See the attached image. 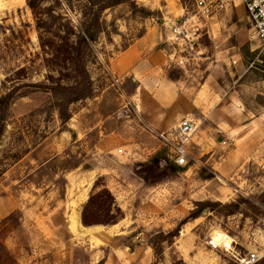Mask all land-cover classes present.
Returning a JSON list of instances; mask_svg holds the SVG:
<instances>
[{
	"label": "rangeland",
	"instance_id": "rangeland-1",
	"mask_svg": "<svg viewBox=\"0 0 264 264\" xmlns=\"http://www.w3.org/2000/svg\"><path fill=\"white\" fill-rule=\"evenodd\" d=\"M115 1L73 0L74 10L40 3L35 16L44 22L41 28L26 0H0V97L13 91L14 98L0 139V264H240L250 254L255 264H264V50L249 42L241 1L212 20L197 15L191 0L112 6ZM51 9L62 16L58 23L48 19ZM97 14L100 27L89 50L83 49L84 60L63 63L60 55L57 61L56 36L80 31L81 22L95 30L90 24ZM173 25L186 30L182 40L171 37ZM149 31L160 36L167 77L186 82L201 98L224 93L255 123L241 134L259 136L254 149L240 153L241 166L228 176L203 170V177L214 180L197 187L184 170L153 174L147 164L153 155L161 167L171 160L157 138L165 132L134 139L133 125H126L121 139L109 123L105 139L84 135V120L87 126L97 119L137 120L128 105L124 112L118 106V95L126 93L113 79L110 61ZM83 69L91 77L92 97L66 106L70 118L63 123L54 97L34 86H49V76L59 84L62 74ZM242 128L232 132L234 140ZM230 159L236 164L234 155ZM206 201L238 208L208 207L190 219ZM84 209L88 227H97L92 234L83 230ZM109 219L116 223L105 224ZM217 233L227 251L215 242Z\"/></svg>",
	"mask_w": 264,
	"mask_h": 264
},
{
	"label": "crops",
	"instance_id": "crops-1",
	"mask_svg": "<svg viewBox=\"0 0 264 264\" xmlns=\"http://www.w3.org/2000/svg\"><path fill=\"white\" fill-rule=\"evenodd\" d=\"M159 44L160 36L149 31L110 61L112 77L119 79V84L126 93L124 97L118 95L117 98L121 102L118 106L124 107L121 111L124 112L125 106L128 105L137 120L124 122L119 119L100 121L97 119L88 126V122L84 120L86 127L84 135L87 137L91 134L93 137L99 135L105 139L108 136L106 129L111 123L114 124V129L110 132L115 138L122 139L125 126L133 125L134 130L131 134L134 139L140 137L153 139L148 132H168L177 127L182 120H190L194 131L185 144V150L192 164L187 168L184 167L183 175L192 179L197 187H202L214 180L203 177V170L211 176H217L219 173L216 172L217 170L228 176L230 170H237L241 166L240 153H251L259 136H255L253 132L246 136L241 135L246 130L250 131L255 123L248 114L238 109V106L222 97L224 93L220 94L221 97L215 98L216 95L209 92L207 99L201 98L197 90L191 89L186 82L167 77L165 65L168 57L158 48ZM212 89L216 88L212 87ZM103 101L105 99H102ZM95 106L98 108V105ZM101 110L102 107L100 114ZM240 127L243 128L238 135L239 140L236 141L232 137V132ZM134 131L139 137L133 134ZM224 141L228 142L225 147L222 146ZM148 142L142 144H150ZM237 142L240 143L238 151H236ZM228 146L233 148L227 152ZM232 155L237 158L236 164L231 162ZM198 175L201 177L200 180L195 177Z\"/></svg>",
	"mask_w": 264,
	"mask_h": 264
},
{
	"label": "trees",
	"instance_id": "trees-1",
	"mask_svg": "<svg viewBox=\"0 0 264 264\" xmlns=\"http://www.w3.org/2000/svg\"><path fill=\"white\" fill-rule=\"evenodd\" d=\"M73 0H26L28 8L32 11V14L35 16L40 3L43 2H51L55 8L59 7L62 3H64L66 6L70 8V10H74V6L72 4ZM79 2H88L89 0H75ZM125 0H116L114 5H118L120 3H123ZM98 12V11H97ZM83 16V14H82ZM84 17V16H83ZM62 16L54 9H51L48 13V19L52 21L53 23H58L61 21ZM36 23L38 27H43L42 20L36 18ZM83 24L80 23V31L77 29V31H74L71 29L70 35L66 34L67 37H61L59 35L56 36V39L61 43L60 50L58 51V56L56 57L57 61L60 59V55H63V58L60 60L63 63L66 62H74L76 59V56L78 57L77 60H84V48L88 49L89 42L95 41L96 33L94 31H98L100 24L98 19V14L94 16V19L92 20L91 27H96L95 30L89 29V27H85ZM65 34V33H64ZM70 36L74 37L76 39L75 42H70ZM89 50V49H88ZM83 53V56H82ZM73 54H75V58L73 57ZM82 64V62H80ZM62 78H58V83L54 82V79L52 76L48 77L47 82L50 84L49 86H34L35 88L44 89L47 93H50L55 101H56V108L58 111L59 119L61 122H66L69 120V116L65 114L66 106L68 107L70 104L80 102L86 99H89L92 97L93 94V84L91 81V77L89 76L88 72L83 69L80 72H77L76 74H62ZM60 79V80H59ZM68 81L71 84L62 85L61 82ZM13 91L6 94L5 96L0 97V139L3 136V132L5 130V123H6V111L9 110L10 104L13 100ZM160 159L157 155H153L151 160L147 163L151 167V172L155 174L157 170H162L163 173H171L177 174L179 172H183L184 169H181L180 167L173 164L171 160L167 161L165 160V165L163 167L160 166ZM141 174V173H140ZM141 177V176H140ZM142 180L147 181L146 177H141ZM208 179H211L210 176H208ZM243 203H248L247 201L243 200ZM241 203V202H240ZM99 207V206H98ZM208 207H211L215 209L216 207H220L221 209H231L232 207H237L234 204H227L222 205L220 203H212L209 201L201 202L199 204V208H197L196 212L192 213L189 218L190 219H197L201 216L203 210L207 209ZM238 208V207H237ZM212 209V210H213ZM237 212V211H236ZM230 214H233L234 212L230 211ZM187 218V219H189ZM187 219L184 220L185 224L187 222ZM82 223L85 226H90L89 222H87L85 218V209L82 214ZM116 221L114 219H109L105 222V224H115ZM93 224H98V222H93ZM182 224V225H183Z\"/></svg>",
	"mask_w": 264,
	"mask_h": 264
},
{
	"label": "built area",
	"instance_id": "built-area-1",
	"mask_svg": "<svg viewBox=\"0 0 264 264\" xmlns=\"http://www.w3.org/2000/svg\"><path fill=\"white\" fill-rule=\"evenodd\" d=\"M236 1H241L248 14L250 21L249 42H255L258 48L264 50V0H191L197 15L210 20L217 19L221 14L235 9ZM169 30L171 37L175 40H182V36L186 35V30L177 25L171 26ZM193 131L191 123L185 120L174 129L157 135L160 144L171 151V161L178 167H185L188 164L185 144ZM227 143V141L222 142V146H227ZM257 261V257L250 254L241 259L239 263L255 264Z\"/></svg>",
	"mask_w": 264,
	"mask_h": 264
},
{
	"label": "bare ground",
	"instance_id": "bare-ground-1",
	"mask_svg": "<svg viewBox=\"0 0 264 264\" xmlns=\"http://www.w3.org/2000/svg\"><path fill=\"white\" fill-rule=\"evenodd\" d=\"M75 223L78 226V223L76 221L73 222V224H75ZM96 228L97 227H88V228H84L83 230H84V232L86 234H92L93 232H96V230H97ZM222 240H223L222 239V235H220V233H217V235L215 237V242L221 244L222 243ZM220 246H222L221 249H223L225 251H227L229 249V244H227V245L221 244Z\"/></svg>",
	"mask_w": 264,
	"mask_h": 264
}]
</instances>
